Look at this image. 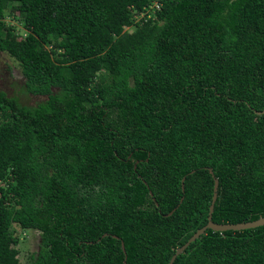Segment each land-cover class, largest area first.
Wrapping results in <instances>:
<instances>
[{
  "label": "trees",
  "instance_id": "trees-1",
  "mask_svg": "<svg viewBox=\"0 0 264 264\" xmlns=\"http://www.w3.org/2000/svg\"><path fill=\"white\" fill-rule=\"evenodd\" d=\"M150 1L0 0V51L45 97L0 90V264H20L13 224L40 233L27 264H168L207 222L208 168L214 222L264 216V0L134 22ZM173 264H264V225L207 229Z\"/></svg>",
  "mask_w": 264,
  "mask_h": 264
},
{
  "label": "rangeland",
  "instance_id": "rangeland-1",
  "mask_svg": "<svg viewBox=\"0 0 264 264\" xmlns=\"http://www.w3.org/2000/svg\"><path fill=\"white\" fill-rule=\"evenodd\" d=\"M5 14L4 19L7 23L13 24L17 32L26 33L22 23L17 18H13L8 10L5 11ZM23 83L24 77L17 62L6 52L0 51V90L6 91L8 95L17 96L22 104L28 106H34L45 99L44 96L28 93ZM13 230L19 238L16 244L19 262L20 264H27L30 262V256L36 255L40 249V233L33 229H22L17 224H13Z\"/></svg>",
  "mask_w": 264,
  "mask_h": 264
},
{
  "label": "water",
  "instance_id": "water-1",
  "mask_svg": "<svg viewBox=\"0 0 264 264\" xmlns=\"http://www.w3.org/2000/svg\"><path fill=\"white\" fill-rule=\"evenodd\" d=\"M257 113H262L263 111H256ZM210 174L213 177V190H212V197L209 204V211L207 215V222L202 227L198 228L181 246L177 247L170 257L168 264H173L176 257L181 254L191 242L195 241L200 235H202L207 229H211L213 231H226V230H242L247 228H254L260 225H264V216H261L255 220L246 221V222H238V223H216L212 220V212L214 209V203L217 198V190H218V179L214 177L213 171L211 168H208ZM193 170L190 172L192 173ZM184 179L185 176L181 179V189L184 190ZM150 195L152 196V193L150 192ZM183 197L180 198V202L182 201ZM157 205V203H156ZM177 207V206H176ZM173 208L170 212H168L166 215H170L175 209ZM114 237H116L114 235ZM121 248L125 252L123 242L121 241ZM126 256L123 259V264H126L125 261Z\"/></svg>",
  "mask_w": 264,
  "mask_h": 264
},
{
  "label": "built area",
  "instance_id": "built-area-1",
  "mask_svg": "<svg viewBox=\"0 0 264 264\" xmlns=\"http://www.w3.org/2000/svg\"><path fill=\"white\" fill-rule=\"evenodd\" d=\"M161 7V0H151L150 3L143 7V9L139 12L133 11V18L134 22H142L146 21L147 19H155L156 11L160 10ZM133 26H129L126 29L131 31Z\"/></svg>",
  "mask_w": 264,
  "mask_h": 264
}]
</instances>
